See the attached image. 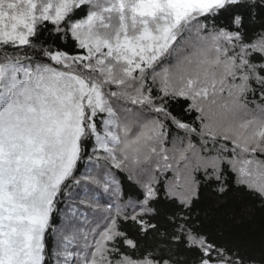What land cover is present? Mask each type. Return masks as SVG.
Segmentation results:
<instances>
[{"label": "snow or ice", "instance_id": "snow-or-ice-1", "mask_svg": "<svg viewBox=\"0 0 264 264\" xmlns=\"http://www.w3.org/2000/svg\"><path fill=\"white\" fill-rule=\"evenodd\" d=\"M0 264H264V0H0Z\"/></svg>", "mask_w": 264, "mask_h": 264}]
</instances>
